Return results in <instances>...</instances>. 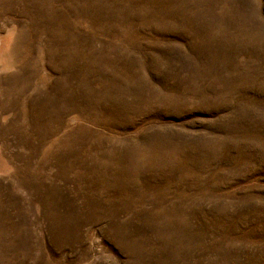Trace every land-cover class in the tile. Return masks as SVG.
Listing matches in <instances>:
<instances>
[{
	"label": "rangeland",
	"instance_id": "1",
	"mask_svg": "<svg viewBox=\"0 0 264 264\" xmlns=\"http://www.w3.org/2000/svg\"><path fill=\"white\" fill-rule=\"evenodd\" d=\"M0 264H264V0H0Z\"/></svg>",
	"mask_w": 264,
	"mask_h": 264
}]
</instances>
